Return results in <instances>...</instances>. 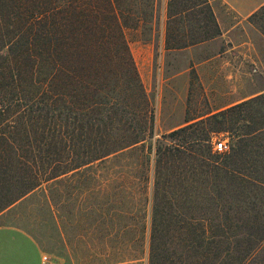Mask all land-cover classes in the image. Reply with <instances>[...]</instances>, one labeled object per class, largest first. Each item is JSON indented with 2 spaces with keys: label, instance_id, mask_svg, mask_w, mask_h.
Wrapping results in <instances>:
<instances>
[{
  "label": "trees",
  "instance_id": "1",
  "mask_svg": "<svg viewBox=\"0 0 264 264\" xmlns=\"http://www.w3.org/2000/svg\"><path fill=\"white\" fill-rule=\"evenodd\" d=\"M156 1L0 0V213L68 175L97 181L86 169L110 159L109 212H150L148 264H264V94L170 133L152 199L148 176L126 178L155 115L125 30L152 23ZM220 34L210 0H168L167 50Z\"/></svg>",
  "mask_w": 264,
  "mask_h": 264
},
{
  "label": "rangeland",
  "instance_id": "2",
  "mask_svg": "<svg viewBox=\"0 0 264 264\" xmlns=\"http://www.w3.org/2000/svg\"><path fill=\"white\" fill-rule=\"evenodd\" d=\"M161 1H156L158 6ZM157 10L152 23L125 30L155 115L153 137L144 143L145 158L136 149L128 151L126 178L128 182L137 183L136 175L139 178L148 176L145 186H148L150 199L153 196L157 146L170 143V133L185 127L183 125L188 121L218 113L224 107V101L259 91L264 80V19L251 18V24L258 31L250 34L252 51L248 50L249 47L237 49L235 52L241 50L242 53L231 57L232 65L226 66L222 73L221 59H214L200 71L204 79L201 82L199 73L190 69L194 62L188 53H166L161 58L166 49L161 38V11ZM242 40L241 35H237L236 41ZM201 50L197 53L198 60L219 52L221 43L206 45ZM220 137L230 141L229 134H218L214 139ZM109 160L86 169L97 181L68 175L44 184L10 212L0 213L4 214L0 215V226L10 225L24 230L41 246L48 263L29 255L24 245L1 249L0 254L15 253L19 259L17 264H148L150 212H109L110 195L115 186L110 180L113 172ZM132 186L135 191L136 186ZM93 188L103 189L98 203L94 198L82 195ZM46 195L58 205L56 209L60 212H48ZM83 200L85 203L81 204ZM91 208L98 212H77L78 209L88 211ZM131 215L135 217L133 222L129 219ZM1 238L4 237L0 235Z\"/></svg>",
  "mask_w": 264,
  "mask_h": 264
},
{
  "label": "crops",
  "instance_id": "3",
  "mask_svg": "<svg viewBox=\"0 0 264 264\" xmlns=\"http://www.w3.org/2000/svg\"><path fill=\"white\" fill-rule=\"evenodd\" d=\"M212 8L215 13V17L221 29V34L215 39L210 41L197 44L181 50H167L165 47V32H166V23H167V3L168 0H162L157 5L156 10L159 8L161 11V23H162V40L164 41V50L161 58L166 55V53H188L193 59V67L190 69H195L199 73V78L201 82H204V79L201 74V70H204L211 61L214 59H221V73L224 71L228 65H232L231 57L235 55H240L241 50L237 49L240 47H249L248 50H251L253 46L252 41H250V34L252 32L257 33L258 31L251 24V18L256 14L263 6L264 0H210ZM158 11V10H157ZM260 34V33H259ZM237 35H241L243 39L241 42H237ZM261 35V34H260ZM264 35V34H263ZM213 43H221V50L216 54H212L208 57H201L198 60L197 53H201L206 45ZM254 50V49H253ZM243 55V54H242ZM197 60V61H196ZM225 73V72H224ZM203 87L205 84L202 83ZM264 94V80L259 91H253L248 93L245 97L234 98L228 102L224 101V107H221L219 111H224L232 106L240 104L242 102L248 101L255 97ZM209 115L203 117L192 119L189 122L185 123L183 126H187L191 123H195L202 119H205ZM24 200V199H23ZM22 201V200H21ZM19 201L18 203H21ZM18 203L11 206L4 212H10ZM60 212V210L58 211ZM4 215V214H0ZM0 235L4 238L0 240V250L7 249L10 246L14 245H24V250L31 256L38 258L40 262H43V252L41 246L37 241L27 234L24 230L16 228L10 225L0 226ZM26 247V249H25ZM15 253L7 252L5 255L0 254V264H17L18 257L14 256Z\"/></svg>",
  "mask_w": 264,
  "mask_h": 264
},
{
  "label": "built area",
  "instance_id": "4",
  "mask_svg": "<svg viewBox=\"0 0 264 264\" xmlns=\"http://www.w3.org/2000/svg\"><path fill=\"white\" fill-rule=\"evenodd\" d=\"M214 149L219 153H224L229 150V142L224 138L214 139ZM43 263H48V257H43Z\"/></svg>",
  "mask_w": 264,
  "mask_h": 264
}]
</instances>
